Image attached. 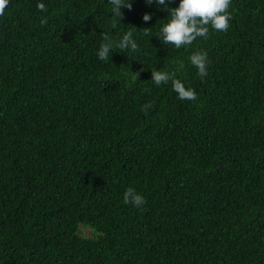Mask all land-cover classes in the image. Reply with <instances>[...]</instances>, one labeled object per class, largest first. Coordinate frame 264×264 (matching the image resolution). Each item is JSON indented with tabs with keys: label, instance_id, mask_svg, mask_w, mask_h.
I'll return each mask as SVG.
<instances>
[{
	"label": "trees",
	"instance_id": "trees-1",
	"mask_svg": "<svg viewBox=\"0 0 264 264\" xmlns=\"http://www.w3.org/2000/svg\"><path fill=\"white\" fill-rule=\"evenodd\" d=\"M131 3L120 21L109 0L0 16V264H264V0H231L226 32L179 49L155 36L179 0ZM128 31L139 51L98 59Z\"/></svg>",
	"mask_w": 264,
	"mask_h": 264
},
{
	"label": "clouds",
	"instance_id": "clouds-1",
	"mask_svg": "<svg viewBox=\"0 0 264 264\" xmlns=\"http://www.w3.org/2000/svg\"><path fill=\"white\" fill-rule=\"evenodd\" d=\"M155 2L157 5H165V0H145L146 5H151ZM10 0H0V16H3L5 9L9 6ZM231 0H179V4L175 8H167V22L162 25L160 31L155 35L162 44L173 45L176 49L182 46L187 48L193 44L197 38L207 39L209 35V26L215 31L226 32L229 28L231 13L228 11ZM112 6L113 14L120 19L122 18L121 8L131 10V0H109ZM37 8L46 12L47 8L43 3H38ZM144 22L151 20V14L145 13L142 16ZM47 23V17L41 20V25ZM115 27V25H113ZM133 27V26H132ZM135 29V27H133ZM146 36H150L149 28L143 29ZM102 43L97 51L98 59L107 61L111 56L113 49L118 48L121 52L131 50L132 52L139 51L138 45L133 39L132 31L126 32L118 41H113L108 34H103ZM190 63L198 69V75L204 77L207 74V54L204 52H193L189 57ZM183 67V63H180ZM143 70V69H142ZM133 73V72H132ZM134 79L138 80L139 73H133ZM152 82L159 86L171 82L172 88L180 100L196 101L197 93L186 88L184 84L176 78L175 71L169 73L166 71H151ZM152 105L147 104L142 106V111L147 112V109ZM124 204H131L133 207L142 208L146 203L145 198L139 194L134 188L129 187L123 194Z\"/></svg>",
	"mask_w": 264,
	"mask_h": 264
}]
</instances>
